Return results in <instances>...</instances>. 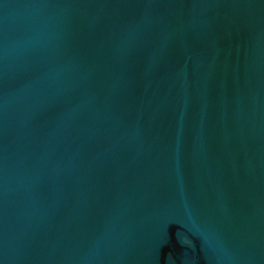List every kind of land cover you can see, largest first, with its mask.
Listing matches in <instances>:
<instances>
[{
    "label": "water",
    "instance_id": "obj_1",
    "mask_svg": "<svg viewBox=\"0 0 264 264\" xmlns=\"http://www.w3.org/2000/svg\"><path fill=\"white\" fill-rule=\"evenodd\" d=\"M0 264H264V0H0Z\"/></svg>",
    "mask_w": 264,
    "mask_h": 264
}]
</instances>
